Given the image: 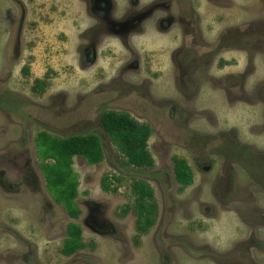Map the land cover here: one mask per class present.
<instances>
[{
  "label": "rangeland",
  "instance_id": "1",
  "mask_svg": "<svg viewBox=\"0 0 264 264\" xmlns=\"http://www.w3.org/2000/svg\"><path fill=\"white\" fill-rule=\"evenodd\" d=\"M84 3L0 0V264H264V0ZM163 15L167 37L153 32ZM146 20L118 76L100 66L80 74L71 56L78 37L81 70L98 56L115 64L127 57L104 35L127 47ZM107 111L150 127L151 168L125 163L100 125ZM40 132L101 140V162L73 158L77 219L47 191ZM174 157L193 173L183 191ZM104 175L121 176L116 194L102 191ZM135 180L157 206L144 234L136 214L123 213ZM69 223L84 246L64 256Z\"/></svg>",
  "mask_w": 264,
  "mask_h": 264
},
{
  "label": "trees",
  "instance_id": "2",
  "mask_svg": "<svg viewBox=\"0 0 264 264\" xmlns=\"http://www.w3.org/2000/svg\"><path fill=\"white\" fill-rule=\"evenodd\" d=\"M35 85L37 89L42 88L40 80H36ZM100 125L113 146L124 156L127 165L139 169H149L153 166V159L147 150V142L151 135L148 125L140 124L125 112L116 111L103 112L100 116ZM34 141L47 191L68 217L77 219L80 211L74 200L77 197L79 183L78 176L72 169L73 158L80 157L88 165L101 162L103 150L100 138L92 133L58 138L40 132ZM172 163L173 176L179 185L178 190L183 191L192 185L193 173L185 160L174 157ZM121 182V176L113 175L109 178L104 175L100 180L101 189L105 193L116 194ZM131 197L133 203L125 205L123 213L134 212L135 230L138 234H144L155 222L157 206L153 200L152 189L146 182L135 180L131 185ZM65 231L66 237L61 253L70 256L84 246L81 242V228L75 223H69Z\"/></svg>",
  "mask_w": 264,
  "mask_h": 264
},
{
  "label": "clouds",
  "instance_id": "3",
  "mask_svg": "<svg viewBox=\"0 0 264 264\" xmlns=\"http://www.w3.org/2000/svg\"><path fill=\"white\" fill-rule=\"evenodd\" d=\"M82 3L84 4L85 10H86V4L84 3V0H82ZM151 4V3H150ZM149 5V4H148ZM127 6L128 9H130V3L129 0H127ZM147 6V5H146ZM166 15L161 16L160 18H158L156 20V22L153 25V32L160 37H167L169 35V32L171 31V28L167 31V32H161L158 29V21L160 19L165 18ZM91 18V17H90ZM123 18V17H122ZM93 19V18H91ZM151 19V18H150ZM149 20V19H148ZM147 22V20L141 25L142 28V32H132L129 34L128 36V46L126 47L124 44V41L122 40L121 37L116 36V35H111V34H106L104 35V37L110 41H112V43L114 44V46L122 53H124V55L127 57V60H122L118 63L113 64L111 57L107 56V57H97L96 58V62L91 65L90 67H88L85 70H81L79 64H80V60H81V53L78 51V49L80 48L79 45V37L77 38V45L73 48L71 56L76 64L77 69L79 70L80 74L82 76H87L90 72V70L97 68V66H100V68L98 70H103L105 72H109L110 76L109 79L116 77L120 74V71L123 67L126 66L127 63H131L133 60V51H138V47L137 45L132 43L133 38H140L146 35V29L144 28V24ZM176 27H181L178 23H174ZM173 26V25H172ZM171 26V27H172ZM87 30V29H86ZM85 30V31H86ZM82 35V34H81ZM95 75V73H93V76ZM104 131V130H103Z\"/></svg>",
  "mask_w": 264,
  "mask_h": 264
},
{
  "label": "flooded vegetation",
  "instance_id": "4",
  "mask_svg": "<svg viewBox=\"0 0 264 264\" xmlns=\"http://www.w3.org/2000/svg\"><path fill=\"white\" fill-rule=\"evenodd\" d=\"M132 2L136 3V0H132ZM11 3H12V2H11ZM19 3H20L21 5H23L21 1H20ZM13 5H14V4H13ZM23 6H24V5H23ZM11 13H14V8L11 9ZM16 34H17L16 32H15V33L13 32V35H14V36H16ZM13 35H12V36L10 35V37H11L12 39H16V38L13 37ZM13 41H14V40H13ZM14 46H17V44L15 43V41H14ZM22 70H24V69H22Z\"/></svg>",
  "mask_w": 264,
  "mask_h": 264
}]
</instances>
